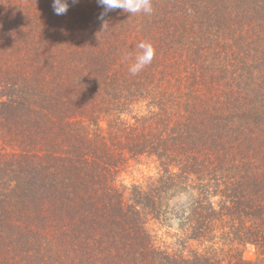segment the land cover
<instances>
[{
    "label": "trees",
    "instance_id": "trees-1",
    "mask_svg": "<svg viewBox=\"0 0 264 264\" xmlns=\"http://www.w3.org/2000/svg\"><path fill=\"white\" fill-rule=\"evenodd\" d=\"M151 2L0 0V264H264V0Z\"/></svg>",
    "mask_w": 264,
    "mask_h": 264
},
{
    "label": "clouds",
    "instance_id": "clouds-1",
    "mask_svg": "<svg viewBox=\"0 0 264 264\" xmlns=\"http://www.w3.org/2000/svg\"><path fill=\"white\" fill-rule=\"evenodd\" d=\"M73 4L79 0H71ZM98 6L103 11L98 15L101 21L102 29L106 30L108 22L104 17L111 11L120 9L129 15L145 14L151 15L153 12L151 0H96ZM69 7L68 0H52V8L55 15H64ZM139 51L135 55L134 62L129 65V72L136 75L144 69V67L152 62L155 55V49L150 41L142 40L138 43Z\"/></svg>",
    "mask_w": 264,
    "mask_h": 264
},
{
    "label": "rangeland",
    "instance_id": "rangeland-1",
    "mask_svg": "<svg viewBox=\"0 0 264 264\" xmlns=\"http://www.w3.org/2000/svg\"><path fill=\"white\" fill-rule=\"evenodd\" d=\"M147 172V168L145 166H139L138 169L132 170V172H129L128 174H123L122 177L124 178L125 181H131L135 179H141L142 175ZM164 228H161L159 231L158 235H161L165 239V234L163 233ZM170 240V239H167ZM244 258L246 259H255L256 254L253 246H246L243 249L242 252Z\"/></svg>",
    "mask_w": 264,
    "mask_h": 264
}]
</instances>
